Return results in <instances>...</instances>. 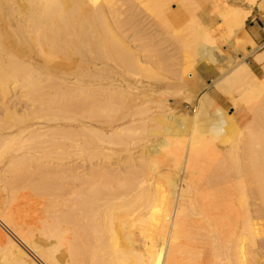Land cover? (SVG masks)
<instances>
[{"label": "bare ground", "instance_id": "bare-ground-1", "mask_svg": "<svg viewBox=\"0 0 264 264\" xmlns=\"http://www.w3.org/2000/svg\"><path fill=\"white\" fill-rule=\"evenodd\" d=\"M208 1L0 0V184L47 194L34 223L0 199V264H264V49L262 75L244 61L264 3ZM225 59L244 125L200 92Z\"/></svg>", "mask_w": 264, "mask_h": 264}, {"label": "rangeland", "instance_id": "rangeland-1", "mask_svg": "<svg viewBox=\"0 0 264 264\" xmlns=\"http://www.w3.org/2000/svg\"><path fill=\"white\" fill-rule=\"evenodd\" d=\"M206 2H207V4L208 5H210V2L208 1V0H206ZM204 5L203 6H208L205 2L203 3ZM174 6V5H173ZM260 14V13H259ZM250 18L251 17H249L247 20H246V22H245V28H246V26L248 25V23H249V20H250ZM164 36H166L165 37V42H164V40H163V48H164V46L166 47L167 46V48H164V52L166 53L167 51H169L170 53H168L169 54V56L170 55H176V53H177V55L179 54V52L178 51H176V53H175V51H173V53H172V48H173V50H175L176 48H175V44H173L174 42V40L171 42V40H172V38H168V36L165 34ZM167 39H169V40H167ZM168 41V42H167ZM171 44H170V43ZM168 44H170V46H168ZM171 45H172V48H170L171 47ZM254 46V47H253ZM162 47H159L158 46V48L161 50V52H160V50L158 49V52H160L161 54L162 53H164L163 52V48ZM175 48V49H174ZM165 49H168V50H166L165 51ZM170 49H171V51H170ZM231 51H230V50ZM250 49L251 50H253L251 53H249V55H248V53H246L247 51H245V49H244V53L246 54L245 55V58H244V61H246L248 64H249V66L251 67V69L253 70V72L255 73V74H257L258 76H260V75H262V64L261 63H259V62H255V60L252 58L253 56H254V54H255V52L257 51V52H259V51H261V50H263L264 49V41H262L261 43H257V44H255L254 43V41H253V44L251 45V46H249V48H248V51H250ZM177 50V49H176ZM223 50H225V51H223ZM227 51H229V53L231 54V52H232V48L231 47H229L228 45L226 46L225 44L222 46V52L227 56V55H229V53L227 52ZM164 53V54H165ZM168 54H165V55H163V56H165V58L164 57H162L163 59H170V57L169 56H166V55H168ZM176 55V56H177ZM180 55V54H179ZM179 55L177 56V58L179 57ZM162 56V55H161ZM167 57H169V58H167ZM175 57V56H174ZM177 58H175V59H177ZM180 58V57H179ZM178 58V59H179ZM226 58V57H225ZM181 59V58H180ZM179 59V60H180ZM246 59V60H245ZM253 59V60H252ZM171 60V59H170ZM172 60H174V59H172ZM171 60V61H172ZM175 61V62H180V61ZM226 61H218L214 66H212V67H208V66H203V63H206V61L204 62V60H202L201 62H199V64L201 65V67H200V71H201V73H203V79H204V76L206 77L203 81H204V83H205V86L200 90V92H207L212 98H213V106H220V107H222L223 109H225V112H226V114L229 116V115H231V117H232V119L234 120V121H237V122H239V123H241L242 125H244V124H246L249 120H250V116H249V112L247 111V108L245 107V106H243V105H241L240 103H239V105L237 106V105H233L232 104V102H231V100H229L230 98H231V96L230 97H228L229 95H227L226 94V96H225V94H223V93H221L217 88H216V86L214 85V83L212 82V79H213V77H214V74L216 73V71H218V69H217V67H220V65L222 64H228V59H225ZM169 61V60H168ZM252 61V62H251ZM174 62V64H172L171 65V69L172 68H174V67H176L175 65H176V63ZM181 62H182V60H181ZM219 63V64H218ZM171 64V63H170ZM178 64V63H177ZM168 65H169V63H168ZM173 65H174V67H173ZM221 65V66H222ZM171 69H168L169 71L171 70ZM167 71V70H166ZM205 88V89H204ZM205 90V91H204ZM174 95H168V96H170V97H168V103L171 105V107H172V111L173 112H170V113H177L178 115L177 116H174V117H177V118H179V119H184L183 117H180V114H181V116L184 114V113H187V114H189V113H191V112H194V110H195V107L193 106V105H191V104H188V103H186L185 102V100H183V98H182V96H183V93H173ZM175 94H177V96L175 95ZM233 95H237V93L235 92H233ZM173 96V97H172ZM201 110H199L197 113L198 114H201ZM179 116V117H178ZM174 122V121H173ZM183 122V123H182ZM182 123V124H181ZM176 124H178L177 126H178V129L179 128H181V129H183V131L186 129V127L185 126H187V123H185L183 120L182 121H179L178 123H176ZM183 125V127L181 126V125ZM181 126V127H180ZM180 129V130H181ZM114 148V149H113ZM113 153H110V154H112V156H111V161H109V162H111V165H115L116 164V161H117V164L116 165H119L118 163L119 162H124L125 160L124 159H127V158H125V157H127L126 155H125V153L123 154V151L122 150H120V149H116L117 148V146H113ZM139 147H137L136 149H138ZM136 149L134 150V151H136ZM122 151V152H121ZM116 152H118L119 154L117 155V154H115ZM137 152H135V153H133V155H137L136 154ZM115 154V155H114ZM117 155V156H116ZM114 156H116V158L114 157ZM119 156V157H118ZM123 157V158H122ZM107 159V160H106ZM113 159H114V161H113ZM117 159V160H116ZM104 160V159H103ZM105 160H106V162L104 161V163H108L107 161H108V158H105ZM119 160H121V161H119ZM124 160V161H123ZM72 162H76L77 163V165H79L80 163L78 162V160H73ZM71 162V163H72ZM115 162V163H114ZM112 163H114V164H112ZM124 164V163H123ZM122 164V165H123ZM110 165V164H109ZM121 165V164H120ZM1 168V167H0ZM80 170V169H79ZM0 174H1V172H0ZM2 175V174H1ZM2 180H0V182H1ZM3 187H4V189L5 190H7V192H5V190H1V191H3V192H5V193H2L1 191V195H0V199L3 201V199H4V203H5V205H7L6 204V201L7 200H11V198L13 199L14 197H15V194L12 196V193L11 192H9L10 190H12L10 187H7V186H11L10 184L9 185H5L4 184V181H3ZM2 184H0V187H1V185ZM26 186V185H25ZM23 184L21 185V187H20V185L18 186V187H20V188H22L21 190H19V191H17V193H16V196H18V197H15L16 199H14V202H12V204H11V202H8V203H10L12 206L14 205V204H16V205H18V206H14L13 208H12V210H13V213L15 214L16 212H19V215H20V217H18L17 216V213L15 214V216L16 217H18L19 219H21V217L24 219V221L26 222V223H32L33 221H35L36 222V220L41 216V215H43V213L41 212V211H43V209L44 208H42V206L43 207H45V202L47 201L45 198L47 197V196H45V195H47L44 191H38V192H36V193H38V194H35L34 193V191H32V193H34L33 194V196H32V194H30L31 193V189H27L26 187L28 186H26L25 187ZM7 187V188H6ZM17 187V188H18ZM23 187L25 188V189H27V190H24L23 189ZM8 188H10V189H8ZM19 188V189H20ZM29 188V187H28ZM9 190V191H8ZM22 190H24V191H26V193H27V191H28V195H26L25 197H24V199H23V196L25 195V192L24 191H22ZM56 191H57V189H56ZM58 191H59V189H58ZM63 190H61V195L64 193V192H62ZM22 192H24V193H22ZM54 194H57V193H55V190H53L52 191ZM7 193V194H6ZM20 193V194H19ZM22 193V194H21ZM41 193V195H39ZM60 193V192H59ZM30 194V195H29ZM3 195H5V197H3ZM9 196V198L10 199H8V196ZM42 195H44V196H42ZM32 196V197H31ZM28 197V198H27ZM42 198V200H41V198ZM21 199H23V200H21ZM12 201V200H11ZM45 201V202H44ZM30 202V203H29ZM18 203V204H17ZM0 204H2V203H0ZM3 205V204H2ZM10 206V205H9ZM8 206V207H9ZM12 206H10V207H12ZM0 207H1V205H0ZM10 207L8 208L10 211H11V209H10ZM22 208V209H21ZM30 209H31V211H30ZM41 209V210H40ZM15 210V211H14ZM37 211H39L38 213H37ZM12 212V211H11ZM40 213H42V214H40ZM34 223V222H33ZM140 237V238H139ZM142 238V236L140 235V233H139V231L137 230V229H134L133 231H132V242H133V244L138 248V249H140V248H142L141 246H142V244L144 245V243H142L141 244V242H143V239H141ZM140 241V242H139ZM261 252L260 253H262V256H264V249H262V250H260Z\"/></svg>", "mask_w": 264, "mask_h": 264}, {"label": "crops", "instance_id": "crops-1", "mask_svg": "<svg viewBox=\"0 0 264 264\" xmlns=\"http://www.w3.org/2000/svg\"><path fill=\"white\" fill-rule=\"evenodd\" d=\"M263 3H264V0H262V5ZM253 15L254 16L252 17L250 16L251 18L245 30L247 31L249 36L252 35L251 36L252 40L254 41L255 44H257V43H261L262 41H264V29H263L264 28V10L260 14L256 13Z\"/></svg>", "mask_w": 264, "mask_h": 264}, {"label": "built area", "instance_id": "built-area-1", "mask_svg": "<svg viewBox=\"0 0 264 264\" xmlns=\"http://www.w3.org/2000/svg\"><path fill=\"white\" fill-rule=\"evenodd\" d=\"M264 29V28H263Z\"/></svg>", "mask_w": 264, "mask_h": 264}]
</instances>
